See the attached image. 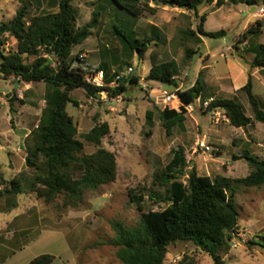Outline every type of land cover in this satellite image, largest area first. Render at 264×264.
Masks as SVG:
<instances>
[{
  "label": "rangeland",
  "instance_id": "rangeland-1",
  "mask_svg": "<svg viewBox=\"0 0 264 264\" xmlns=\"http://www.w3.org/2000/svg\"><path fill=\"white\" fill-rule=\"evenodd\" d=\"M30 4L29 15L42 12H53L58 0H27ZM214 3V2H213ZM201 7L198 15L176 7L166 0H149L145 12L139 18L128 15L106 0H72V7L78 27L85 25L92 12L100 11V23L93 34L72 51L75 57L79 52L87 57L76 60L75 67H81L86 72L101 66L111 71L126 72L134 68V75L140 78L138 85L126 83V91L121 95V101L94 100L86 97L81 89L74 90L71 97L78 106L69 103L67 112L75 119L79 134L87 133L95 123L106 122L109 134L102 139L104 149L116 157L117 176L113 183L101 186L96 192H85L83 205L80 209L61 210L60 202L46 204L37 199V207L44 218L43 224H58L70 241L80 243L79 260L83 264H120L115 257L116 249L110 245L115 237L114 223L126 227H137L141 222V214L137 211L131 197H143V213L158 211L165 207L163 203L149 199V193L157 188L153 186L154 173L164 169L173 159V153L178 148L184 150L188 165H195L199 175L214 178L218 175L229 178L245 177L250 166L242 156L249 152L251 156L264 159V123L253 119L252 111L244 92H238L237 98L245 108L252 124L244 129L235 128L228 121L215 122L210 112L196 107L186 114V120L175 126L167 134L161 119L160 109L155 97L151 96L153 85L145 80L150 68V62L158 63L175 61L179 65V80L176 81L179 90L189 87L196 75L198 67L208 65L207 51L221 53L226 44L234 42L233 48L242 47V34L256 21H264V17L256 14L255 9L264 5V0H257L256 5H233L222 1L220 11L214 4ZM94 4V5H93ZM18 0H0V24L8 23L19 9ZM210 10H214L209 12ZM209 12L205 27L208 31H217L226 27L225 39L205 38V46H198L194 37L187 39L188 31H195L200 24V16ZM251 23V24H250ZM204 25V23H203ZM114 26L124 30L130 40L154 38L142 59L138 53L129 50L113 34ZM155 29L161 38L155 39ZM132 32V33H131ZM264 44V31L249 37V45ZM16 41L7 37L6 49L12 50ZM99 46V48H98ZM208 46V48H207ZM210 46V47H209ZM211 48V49H210ZM83 49L84 51H79ZM99 50H104L100 53ZM187 50L193 53L188 55ZM236 51V50H235ZM237 53V51H236ZM205 56H204V55ZM202 59V60H201ZM215 70L222 69L223 59L214 58ZM208 69L203 70L206 75ZM211 69H209L210 71ZM253 82V94L262 103L264 101V75L258 73ZM25 91L24 85L17 86L19 99L13 93L12 80L10 84L0 79V167L5 180H10L17 171H23L21 166L25 160L27 138H24L26 128L35 130L45 106L46 88L43 83H33ZM147 88V90H145ZM167 92L173 87H165ZM218 97L225 96L219 94ZM228 97V96H227ZM13 100L12 109L10 102ZM175 105V103H172ZM262 105V104H261ZM147 110L153 111L152 120L146 119ZM264 110V109H262ZM205 142L212 149L206 153L195 149L197 141ZM96 147L84 143V154H91ZM10 159L12 165L8 167ZM189 170V168H186ZM32 173L31 170H26ZM79 175V170L73 172ZM181 180L186 181L182 176ZM2 189V186H0ZM29 193L20 195L25 200ZM0 208H6V203L0 198ZM236 208L239 213L238 230L227 241L219 252L223 264H264V247L253 242L264 244V188L240 189L236 195ZM54 240V239H53ZM52 240V243L55 241ZM51 243V240H50ZM51 243V244H52ZM52 246V245H51ZM52 250V247H49ZM215 264L213 259L199 250L191 242H177L167 249L164 264Z\"/></svg>",
  "mask_w": 264,
  "mask_h": 264
},
{
  "label": "trees",
  "instance_id": "trees-1",
  "mask_svg": "<svg viewBox=\"0 0 264 264\" xmlns=\"http://www.w3.org/2000/svg\"><path fill=\"white\" fill-rule=\"evenodd\" d=\"M19 9L12 20L0 24V79L15 83H43L46 88L45 107L35 130L26 137L25 167L10 180L0 173V198L6 203L7 210L18 206V197L30 194L42 199L46 204L60 202L61 210H78L83 205L84 193L96 192L101 186L111 184L117 176L115 155L101 147L110 128L106 122L95 123L87 133L79 134L73 118L67 112L69 103L78 106L71 97L74 90L81 89L88 98L99 99L102 92L114 98L126 91V83L138 85L140 78L130 75L127 80L115 88H99L91 85L86 79V71L75 67L79 52L72 56L74 48L82 45L100 23V11H93L91 19L78 27L72 7V0H58L56 10L29 15L30 4L27 0H18ZM128 15L139 19L145 12L149 0H107ZM220 6L223 0H166L176 7L198 15L199 9L212 4ZM233 5L246 4L254 6L257 0H226ZM94 5V4H93ZM195 31L186 33L187 39L194 37L196 44L200 37L224 38L226 32L219 30L207 32L202 15ZM264 29V21H256L241 36L240 42L248 41ZM155 39L161 35L155 29ZM132 33V32H131ZM113 34L129 50L136 51L142 59L154 38L130 40L124 30L114 26ZM16 41L12 50L6 49V39ZM238 49V47H236ZM193 52L187 50L190 55ZM254 58L250 63L252 69L264 70V44H257L252 50ZM100 69L106 74L107 69ZM175 61L158 63L150 62L145 80L165 86L178 87L172 79L177 75ZM107 83L111 81L105 79ZM252 81L249 78L240 90L247 96L253 119L264 123V111L261 103L253 94ZM205 85L199 73L194 85L178 91L182 106L179 111L175 105L166 106L160 112V119L167 134L181 125L188 114L184 106L193 104L197 98L205 96ZM16 94L17 90L12 89ZM10 102V109L13 110ZM222 109L231 126L244 129L252 124V118L246 113L241 103L233 98H213L206 112ZM153 112H146V119L152 120ZM84 143L96 147L91 154H84ZM248 161L249 173L242 178H229L199 175L195 165H188L184 150L178 148L173 159L162 170L154 173L153 186L157 189L149 193V199L163 203L165 207L158 211L143 213V197H131L141 222L137 227H126L116 222L115 237L110 245L115 249V257L120 264H164L167 249L177 242H191L199 250L208 254L215 264H223L219 252L227 241L238 230L239 213L236 208V195L240 189L264 188V159L251 156L247 151L242 156ZM189 168V170H186ZM31 170L32 173H27ZM79 170V175L73 172ZM185 176L183 182L181 177ZM264 241V238H261ZM255 245L264 247L260 242ZM55 257L42 254L27 264H52Z\"/></svg>",
  "mask_w": 264,
  "mask_h": 264
},
{
  "label": "crops",
  "instance_id": "crops-1",
  "mask_svg": "<svg viewBox=\"0 0 264 264\" xmlns=\"http://www.w3.org/2000/svg\"><path fill=\"white\" fill-rule=\"evenodd\" d=\"M213 4L215 5V1ZM220 6H218V9L215 10L220 11L219 9ZM254 9L255 7L251 8L252 11ZM211 11L214 10H210L209 12ZM209 12L206 13V19L203 25L204 30L207 32H216V31H208L205 27V23L208 19ZM220 30L226 31V27H222V29ZM262 31H264V29L261 30V33ZM226 37H227V33L226 36L222 39H225ZM200 39H201V43L198 46L200 47L201 45L205 46L206 45L204 40L205 38L200 37ZM233 45L234 42L230 44L227 43L225 49L221 53L213 52V51L211 52L208 50L207 53L205 54L208 56V61L210 62V64L200 66L197 69L198 74L201 73L203 70L208 69L206 75L204 76L202 75V82L205 85V89L203 93L205 96L203 97V99L200 98L202 101L216 98L219 96V94L224 95L225 96L224 98H228V99L235 98L238 100L237 93L242 92L240 89L246 85L249 78L252 81V87H253L254 80L256 79L258 80L257 77L258 73L260 75H264L261 73V70L252 69L250 67V63L254 58V54L252 53V50L257 44L250 46L248 40L243 43V46L241 48L240 47H238V49L233 48ZM235 50L237 51V53ZM79 51H84V50L80 49ZM102 51L104 52V50H99L100 53H103ZM217 56L223 59V64H222L223 67L220 71L215 70V65L217 63L212 62V60ZM177 66L179 72V65L177 64ZM209 69L211 70L209 71ZM98 70L101 69L98 68ZM120 73L122 72H118L117 70L111 71V69H108L107 73L106 74L104 73L105 79L113 82L115 75ZM197 77L195 75L192 84L186 89H189L194 85ZM148 83L153 85V88L150 89L151 96L155 97L156 105L159 106L160 109L162 110H164L166 107L163 104V99H162V95L164 93H174L176 91H183V90H179L178 87L175 88L172 86L174 88L173 91L167 92L165 87H170V86H165L160 83L152 82V81H149ZM22 84L24 85V90L27 91L30 89L31 87L30 85H32L33 83H22ZM14 85L12 84L13 88ZM262 86H264V84H262ZM16 96L19 99H22L20 98L18 92L16 93ZM117 97L111 98V100L120 102L122 96L121 95L119 96V100H117ZM107 98L105 99L100 96L99 99L97 100L104 101L107 100ZM261 102H262L261 108L264 109V101ZM172 103H175V106L178 107L177 100L173 101ZM172 103L170 105H172ZM147 111H151V110H147ZM73 120L75 121V119ZM37 125H35L34 128H36ZM92 128L93 126L90 129ZM25 130L26 133L24 135V138H26L31 132L30 128H26ZM11 165H12V160L10 159L8 167ZM21 169L23 170L26 169L25 160H23V165L21 166ZM1 170L2 168L0 167V172ZM19 172L20 171H17L16 173L18 174ZM43 221L44 218L41 215V210L37 207L36 198L34 196H27L25 200H20V198H18V206L13 210H7V208L4 209L0 208V264H27L35 257L42 254L53 255L55 259L52 262V264H83L78 257V254L81 249L80 243L75 242L74 238H72V240L70 241L68 236H66L64 232H62V228L58 226L57 222L56 224L53 223L52 225L50 224L46 225L43 224L44 223ZM50 240L51 243L52 240L55 242L51 244ZM49 247H52L53 249L50 250Z\"/></svg>",
  "mask_w": 264,
  "mask_h": 264
},
{
  "label": "built area",
  "instance_id": "built-area-1",
  "mask_svg": "<svg viewBox=\"0 0 264 264\" xmlns=\"http://www.w3.org/2000/svg\"><path fill=\"white\" fill-rule=\"evenodd\" d=\"M255 12H256V14L258 16L264 17V5H262L261 7H258V8L255 7ZM85 57H86L85 53H81L79 55V59L80 60H83ZM132 74H134V68L129 67L126 72H122L120 74H116L115 77H114L113 82L107 83L105 81L104 72L102 70L95 69V70H90V71H88L86 73V79L91 85H93L95 87H99V88H115V87L118 86L119 83H122L124 80H127L129 78V76L132 75ZM172 79L174 81H178L179 80V76L175 75V76L172 77ZM145 90H147V88H145ZM177 92L178 91H176L174 93H164L162 95V99H163V104L165 106H169L173 101L177 100L178 107L176 108V110L179 111V107L182 106V104L180 102V99H179V96H178ZM100 96L102 98H105V99L108 97L107 92H105V91L102 92L100 94ZM0 100H1V98H0ZM94 100H97V99H94ZM117 100H119V96L117 97ZM212 101H213V99H208V100L202 101L200 98H197L194 101L193 104L184 106V109L189 114L196 107L203 108V109L208 108ZM209 112L213 116V118H214L216 123L219 122L220 118L223 121H228V119H227V117H226V115H225V113H224V111L222 109H218L217 108V109L210 110ZM195 149H202L206 153L212 152V149L209 146H207L205 144V142H202V141H197V143L195 144ZM171 262L176 264L177 260H172Z\"/></svg>",
  "mask_w": 264,
  "mask_h": 264
},
{
  "label": "water",
  "instance_id": "water-1",
  "mask_svg": "<svg viewBox=\"0 0 264 264\" xmlns=\"http://www.w3.org/2000/svg\"><path fill=\"white\" fill-rule=\"evenodd\" d=\"M261 73L264 74V70H261ZM19 85V83H15L14 85V89H17V86Z\"/></svg>",
  "mask_w": 264,
  "mask_h": 264
}]
</instances>
